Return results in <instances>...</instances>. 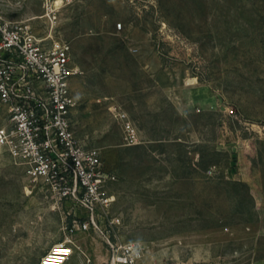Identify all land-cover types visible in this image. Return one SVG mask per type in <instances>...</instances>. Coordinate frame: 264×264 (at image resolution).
<instances>
[{"label":"rangeland","instance_id":"rangeland-1","mask_svg":"<svg viewBox=\"0 0 264 264\" xmlns=\"http://www.w3.org/2000/svg\"><path fill=\"white\" fill-rule=\"evenodd\" d=\"M0 11L69 42L73 128L114 177L100 230L70 236L83 213L31 190L1 153L0 264H39L68 239L65 264H110L107 238L154 264H264V0H72L51 19L41 0H0Z\"/></svg>","mask_w":264,"mask_h":264},{"label":"built area","instance_id":"built-area-1","mask_svg":"<svg viewBox=\"0 0 264 264\" xmlns=\"http://www.w3.org/2000/svg\"><path fill=\"white\" fill-rule=\"evenodd\" d=\"M41 1L49 19L72 2ZM71 53L69 42L42 38L28 22H11L0 11V154L23 170L31 190L40 187L83 213L72 221L70 236L100 230L94 216L112 203L105 185L114 179L104 172L100 149L82 144L73 128ZM106 244L110 264H154L139 244L109 238ZM73 245L71 239L54 245L39 264H65Z\"/></svg>","mask_w":264,"mask_h":264},{"label":"bare ground","instance_id":"bare-ground-1","mask_svg":"<svg viewBox=\"0 0 264 264\" xmlns=\"http://www.w3.org/2000/svg\"><path fill=\"white\" fill-rule=\"evenodd\" d=\"M61 2L60 1H57L56 3H55V6H58V7H60L61 6ZM52 248V247H51ZM54 252V251H53ZM54 253H51V255H53ZM51 257H53V256H51Z\"/></svg>","mask_w":264,"mask_h":264}]
</instances>
